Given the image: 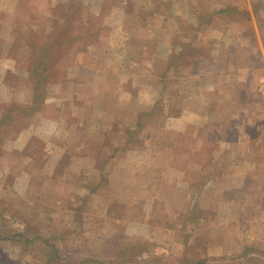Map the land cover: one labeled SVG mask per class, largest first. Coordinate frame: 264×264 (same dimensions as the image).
I'll return each instance as SVG.
<instances>
[{
	"label": "rangeland",
	"instance_id": "1",
	"mask_svg": "<svg viewBox=\"0 0 264 264\" xmlns=\"http://www.w3.org/2000/svg\"><path fill=\"white\" fill-rule=\"evenodd\" d=\"M71 2L81 6L76 25L87 32L88 41L84 39L80 47L73 44L56 64L59 71L51 81L54 94L45 102L43 113L29 119L16 113L0 125L4 141L0 209L42 235L46 230L68 262L72 258L109 264L144 262V253H128L114 260L108 229L115 221L122 229L115 235V244L130 248L134 242L142 248L144 240L153 242L150 261L145 264H163L170 255H181L190 231L187 225L193 226L191 236L208 238L205 248L190 240L192 254L232 255L245 244L264 249V181L249 179L240 182L241 191L232 188L234 176L244 180L248 172L252 176L256 171L235 168L230 149L209 147L203 154L205 149L193 144L191 134L185 139L191 145L180 146L178 129L187 119L199 120L198 106L217 117L211 118L217 124L228 121L225 113L239 110V100L230 99L228 92L235 88L229 79L237 78L236 71L227 75L224 86L215 85L220 75L215 68H207V63L200 68L205 58L213 57L208 48L212 41L191 36L188 50L173 62L179 63L173 76L182 78L184 84L172 95L166 86L172 76L166 47L172 38L177 43L182 39L168 36L171 30L200 35L213 30L214 23L220 30H236L239 37L254 39L248 30L251 21L264 44V0H0V114L12 96L28 102L21 88L28 82V61L21 59L29 49L27 40L32 33L43 36L40 44L48 34L54 36L53 29L68 21ZM196 16L202 21L199 27ZM239 37L224 36L222 46L231 40L233 62L248 66L247 90L242 94L252 100L264 79V54H247L242 48L246 39ZM224 47L214 55L217 62L222 60ZM220 66L219 62L217 71ZM205 97L210 104L204 102ZM218 97L221 101L216 104ZM160 113L175 126L165 127L163 118L156 116ZM182 114L186 115L183 119H176ZM213 171L216 179L210 181ZM102 172L109 181L103 188L98 186ZM95 186L108 199L103 210L90 193ZM250 188L252 198L242 203L240 197L246 196V189L250 194ZM199 193L204 197L203 215L191 224L196 216L190 212L196 203L193 195ZM22 200L35 208L22 212ZM10 249L12 255L6 251L8 257L0 255V260L16 258V249ZM22 257L15 264H43L41 252L36 258Z\"/></svg>",
	"mask_w": 264,
	"mask_h": 264
},
{
	"label": "trees",
	"instance_id": "2",
	"mask_svg": "<svg viewBox=\"0 0 264 264\" xmlns=\"http://www.w3.org/2000/svg\"><path fill=\"white\" fill-rule=\"evenodd\" d=\"M80 7L81 6L79 4L71 2L69 5L67 18L68 21H64L62 23V27L53 29L56 30L55 35L53 36L51 34H48L49 36L44 43L40 44L43 36L39 37L38 35H34L33 33L30 35V38L27 40V46L29 49H27L28 51H25L26 53H23L21 57V59H26L29 65L27 67L28 82H23L21 87L25 90L26 95H28L29 99L28 102L23 103L22 101H16V98L14 96L8 98L4 102L2 112L0 114V125H3L6 122L10 121L12 118H14L16 113L22 114L27 119L32 118L39 113H43L46 105L45 102L49 100V97L51 95L54 94V84L51 81H53L52 78L59 71L55 69L56 64L59 61L63 60L67 51L72 48L73 44L78 43L77 46L80 47L84 39H87L86 42L88 41L89 35L87 34V32L82 31V28H80L81 26L78 27L76 25L78 20L77 12H79ZM198 23L199 27L202 21H198ZM84 34H87L88 37ZM130 39L132 40L131 37ZM156 106L154 105V107ZM154 107H152V110L154 109ZM2 145H4V141L0 136V150L3 147ZM0 155H3L1 151ZM75 172H77V170L74 172L68 171L70 175L74 174ZM82 173L83 171H81V178L83 177L85 179L86 176ZM213 173L215 172H212L210 181L216 179L213 177ZM104 174L105 173L103 172L99 174V176L101 177L100 181L102 182L99 181L98 186L101 188H103V185L105 187L109 185V181L106 180ZM94 176L98 175L94 174ZM90 193L94 194L97 200L101 202V209L103 210L104 206H107L108 202V199H104L103 192H101V190L97 189V186H95L94 189H91ZM244 193H246V196L240 197V201H242V203H244L245 199L252 198L251 188L250 194L249 192L247 193V189ZM193 196L195 197L196 203H194L190 212L192 215L195 214L196 216L194 217V220H191V224L195 223L197 218H200L203 215L200 211L203 207V194L199 193ZM22 201V212L29 213L31 208H35L33 205L26 203L25 200ZM27 207L30 208L28 209ZM11 214L12 213L8 212V210L0 209V255L7 254L5 255L7 257L9 254L12 255L13 251L12 249H10V247L13 246L17 251L15 253L16 258H6L3 261L0 260L1 264H15L17 260H21L22 256H27L29 254L32 255V258H36V255L39 252H41L42 254L41 259L43 264H109L100 260L97 262H93L92 258H90V260H83L82 258L74 260V258H72L70 259V262H68L67 257L65 258V254L63 255V249L59 246V244L54 242L53 236H48V232L46 230L43 229L45 234L42 235L35 228L27 225L26 221L20 220L19 222H17L18 220L12 217ZM18 216L20 217V215ZM206 220H209V218H206ZM119 225L120 224L118 221L111 222L108 229V244L112 245L111 253L114 255V260H120V258H122L123 256L128 255V253H136L137 255L144 253L147 254L145 261H150L149 255L152 254L150 247L153 245V242L151 241L144 240L145 244L142 245V248L134 245V242L131 244L130 248H127V246L125 248V246L115 244V235L119 234L120 230H122L119 228ZM187 229L190 231L189 234L184 237L185 240L183 241L184 244L182 243V254L170 255L166 263L164 262L163 264H218V262H222L223 264H264V249H262L261 247H256L252 244L243 245L242 251L238 253H231L232 255L224 254L217 257L206 255L203 252L198 253V251L197 253L193 252L192 254L189 249L192 246L191 243H193V241L191 242L190 240H196L199 246L203 244L205 245V248L208 238H201L200 240L198 237L191 236V232L192 230H194L193 226L187 225ZM120 250L124 251V253H119ZM6 251H8L9 254L6 253ZM134 261L137 262L136 264H145V261L141 262L136 259ZM124 263L125 261H119V263L115 264ZM30 264L37 263H33L32 261L30 262Z\"/></svg>",
	"mask_w": 264,
	"mask_h": 264
},
{
	"label": "crops",
	"instance_id": "3",
	"mask_svg": "<svg viewBox=\"0 0 264 264\" xmlns=\"http://www.w3.org/2000/svg\"><path fill=\"white\" fill-rule=\"evenodd\" d=\"M168 3L173 4V2H168ZM229 3L231 4V2ZM123 4H126V2H123ZM240 4L241 3L237 5H240ZM247 9L250 10V8H247ZM195 22L198 23V16L195 17ZM250 23H251V26L250 25L248 26L249 27L248 30L252 31L254 35V39L249 38V36L247 38V36H243V34H241L242 36L240 35L241 37H239L237 35L238 33L236 30L234 31H232L231 29L230 30L229 29L220 30L217 28L218 26L213 23L212 24L213 30L212 29L210 31L208 30L206 32H203L200 35H198V33H196L197 35L196 34L194 35V33H192L191 35L189 33L187 35H184V33H182L181 31L178 32L175 30H171L168 36L179 37L180 35V37L182 36L181 37L182 39L179 40V42L177 43L175 42L176 40L172 38V41L166 47L167 48L166 49V52H167L166 59L168 60L167 69L170 73H172L179 66V63H177L176 61L175 62L177 64L173 63L174 59L178 57L181 58V56H183V52L184 51L186 52V50H188L189 48L188 39L191 36L202 39L203 41L206 40V38H208L209 41L210 40L212 41L211 45H209L208 48L211 49L210 53L211 55H213L212 57L213 59L205 58V56H203L206 59L205 60L206 62H202V66L200 68L204 67L206 63H207V68H210L211 70H214L215 68L216 70L215 73L218 72V74H220L219 77L217 76L215 80L216 82L215 85H217L218 87L224 86L225 82L229 78L227 75L231 76L233 71L234 72L236 71L234 75L237 78L229 79V82L232 80L231 82L232 84H234L235 88L234 90L228 91V92L232 94L229 97L230 99L231 98L233 99L235 97V100L236 98L239 100V103H240L238 106L239 110L229 115H226L225 113L224 117H226L228 121H226L223 124H217L211 120V118L217 119V117H215L213 114L206 113L205 111L200 110L198 106L197 110L199 112L197 116H199L198 117L199 120L190 121L189 119H187L185 121V124L178 129L180 130V134H182L180 137L181 147L186 148V145L188 144L191 145V143L185 140L186 138L189 139L188 136L191 134V136H193V139L195 141L193 144L201 145L202 149H205L204 151H202L203 154H206L209 147H210L209 149H214L215 147L218 148L219 146L220 149L224 151L227 149H230L231 155L233 158L232 162L235 168L240 167L247 171H249V169H254V171H256V175H252V176H249L251 173L248 172L247 176L244 177V180H241L240 178H237L234 176L233 179L235 180V182L233 183L232 188L235 191L242 190V186L240 184L241 181H244V182H248L250 180H255V181L263 180L264 181V97H262L259 93V90H258L259 85L257 87V90L253 91L255 95H253L254 98L252 100H249L248 98H246V96H248L246 93L242 94L243 90L245 91L247 90L245 86L248 85L247 79L249 78L248 76H249L250 70L247 68L248 66L238 67L233 62V59H232L233 56L231 57V49H230L233 46V42L229 40L230 43L229 42L226 43L228 46L224 47L222 46V41H221V39H223L224 36L232 37L230 39H233L234 37H239L238 38L239 40L241 38H245L246 39L245 44H244V47L242 48H244L243 50L247 54L252 55V56L260 55V54L263 55L264 54V44L260 41L261 33L258 30L259 28L255 24V22L250 21ZM222 47H224V55H223L224 59L223 57H222V60L218 58L220 60L219 62L221 63V66H220L221 69L220 71H217L219 62H217L214 55L216 54V52L220 53ZM200 48H199L200 52L202 50L201 53L204 54V52H206V48L205 49L204 47H200ZM263 59H264V55H263ZM200 68L199 66H196L197 70H200ZM202 75L204 76V73ZM169 77H170V80L166 81L167 93L172 95L180 90V86L183 85L184 82H182L183 80L182 78L179 79L173 76V73H172V76H169ZM263 80L264 79L262 77L260 83ZM215 85L213 84L209 86L210 87L209 89L214 88ZM240 86H243V88L240 89ZM207 99L209 98L205 97V99L203 100L204 102H206V104H210V101H206ZM220 101H221L220 97L216 98V104H218ZM156 116L163 118L165 127L166 126L169 127L170 124L172 127L175 126V125H172L173 124L172 119L170 118L171 121H169L168 118L166 120V117H164L162 113L157 114ZM181 116L183 119L184 116L186 115L185 114L179 115L178 117H176V119H179ZM150 117L152 118V116ZM190 117H194V114H191ZM216 121L218 122V120ZM226 123L228 125H224ZM234 137H236L235 141L233 139ZM199 160H201V156H199Z\"/></svg>",
	"mask_w": 264,
	"mask_h": 264
},
{
	"label": "built area",
	"instance_id": "4",
	"mask_svg": "<svg viewBox=\"0 0 264 264\" xmlns=\"http://www.w3.org/2000/svg\"><path fill=\"white\" fill-rule=\"evenodd\" d=\"M258 90H259L260 95L264 97V80L260 83Z\"/></svg>",
	"mask_w": 264,
	"mask_h": 264
}]
</instances>
